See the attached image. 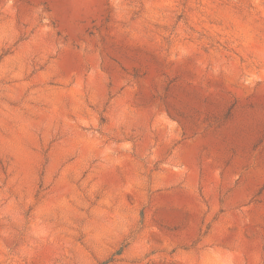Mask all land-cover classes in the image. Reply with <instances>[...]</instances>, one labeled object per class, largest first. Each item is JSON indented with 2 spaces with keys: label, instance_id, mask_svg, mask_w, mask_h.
Here are the masks:
<instances>
[{
  "label": "rangeland",
  "instance_id": "1",
  "mask_svg": "<svg viewBox=\"0 0 264 264\" xmlns=\"http://www.w3.org/2000/svg\"><path fill=\"white\" fill-rule=\"evenodd\" d=\"M0 264H264V0H0Z\"/></svg>",
  "mask_w": 264,
  "mask_h": 264
}]
</instances>
